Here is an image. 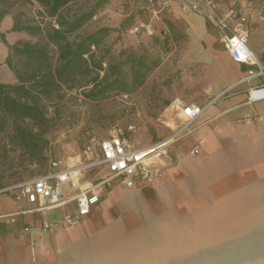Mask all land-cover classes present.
I'll return each mask as SVG.
<instances>
[{"label": "rangeland", "instance_id": "1", "mask_svg": "<svg viewBox=\"0 0 264 264\" xmlns=\"http://www.w3.org/2000/svg\"><path fill=\"white\" fill-rule=\"evenodd\" d=\"M96 1L85 0L70 6L68 14L86 11ZM105 1L107 5L101 16L81 33L86 34L106 25L120 28L124 31L123 39L119 38V33H114L106 42L107 47L116 45L115 56L125 44L124 41L135 40L139 53L144 50L159 55L161 65L150 76L145 87L133 95H114L95 103L85 100L81 95L82 90H76L55 99L49 111V116L56 121L55 131L50 136L49 161L73 157L91 143L115 135H125L136 147H148L177 135L170 150L173 162L169 169L175 163L173 151L176 149L178 154L187 152L192 144L190 135L198 125L193 124L188 133H180L185 122L181 111L176 108V98L191 95V77L203 71L205 64L208 65L206 77L218 85L228 83L234 73L243 75L241 65L229 62L215 30L198 14L180 16L181 27L190 32L191 41L170 40L166 44L164 37L169 33H163L167 32V27L161 22L165 12L156 17L153 9L157 8L152 7L148 0ZM238 1L243 4L242 12L249 17L254 29L250 34L249 46L263 58L264 39L256 29L264 30V0ZM39 11L37 5H17L13 9L14 15L23 23L41 21ZM10 23V18L3 23L4 31ZM136 28L138 32H134ZM22 37L12 34L8 39L6 36L1 38L7 44L1 45L0 64L8 55L7 49L15 44L13 40ZM188 50L187 58L185 54ZM0 83H16L14 73L5 64L0 65ZM219 105L212 106L198 121L210 116ZM263 106V103H257L248 110L258 112ZM261 121L260 116L243 119L246 125ZM197 145L200 146L198 156L187 155L180 161L186 160L189 165L196 162L201 155L203 141L194 146ZM213 165L209 162L204 172L212 170ZM47 170L41 165H33L21 172V177L25 181L34 179ZM164 175L165 172L159 180ZM104 176V172H97L91 179ZM181 182L183 186L179 196L173 198L178 204L180 217H172L171 213L175 212L164 208L169 202L168 196L167 202H162L158 201L153 190L142 191L140 196H136V205L132 206L135 200L131 199V204L129 200L136 193L135 190H120L118 198L112 200L117 190L111 189L86 221L78 227H69V243L33 252L23 264H105L110 262L107 257H110L113 249L126 253V258L131 259L132 264H238L242 260L264 255V169L260 163H252L250 169L215 180L213 185L186 178ZM66 210L59 209L53 215L61 216ZM70 210L73 211L74 207H69ZM249 214H260L261 217L242 225L243 216ZM59 232L47 233L55 235ZM174 234L184 241L171 243L170 238ZM122 248L134 250L130 253Z\"/></svg>", "mask_w": 264, "mask_h": 264}, {"label": "trees", "instance_id": "2", "mask_svg": "<svg viewBox=\"0 0 264 264\" xmlns=\"http://www.w3.org/2000/svg\"><path fill=\"white\" fill-rule=\"evenodd\" d=\"M83 1L0 0V22L11 16L12 32L27 36L9 47L6 60L17 83H0V188L25 181L21 172L33 165L48 168L42 175L50 171L48 151L56 121L49 111L55 99L76 90L95 103L133 95L161 65L159 55L139 53L135 40L124 41L115 56L116 45L107 47L106 42L114 33L123 39L120 28L105 26L82 34L107 5L97 0L86 11L68 14L70 6ZM17 5L39 6L41 21L23 23L13 13ZM169 29L166 44L186 37L173 25Z\"/></svg>", "mask_w": 264, "mask_h": 264}, {"label": "crops", "instance_id": "3", "mask_svg": "<svg viewBox=\"0 0 264 264\" xmlns=\"http://www.w3.org/2000/svg\"><path fill=\"white\" fill-rule=\"evenodd\" d=\"M233 7L243 11V4H241V2L239 3L238 0H220V10L222 13ZM180 13V7L177 4H173L170 11L163 14L161 22L163 26L165 25L167 27V32L163 33H169L168 36H170L169 25H173L175 26L177 32L186 36L182 39H188L191 41L190 32L181 27L180 20V16L188 17L190 15H180ZM200 16L201 17L197 15L196 17L205 20V22L215 30V35L219 37V41L221 43L220 30L211 26L203 15ZM9 18L12 19V23H10L4 31L3 23H6ZM13 25L14 22L11 16H6L0 22V48L2 43L5 42V40L1 41L2 37L6 36L8 39L9 35L18 34L24 36L20 40L27 38L25 34L12 32ZM106 26L113 27L112 25ZM252 26L253 25L250 22L251 32L254 30ZM256 31H258L264 39V30L256 29ZM20 40L13 41L16 43ZM7 50L9 55V48ZM189 52L190 50L186 52L185 57H189ZM225 52L227 53L229 62L236 64L233 62L229 52L227 50ZM7 57L5 60L1 61L0 65H6ZM205 66L206 67L203 71L194 73L193 77H191V95L187 97L179 96L176 98V108L181 106L196 105L207 108L205 111L206 113L212 106L221 105H219V107L215 109L210 116H207V118L199 122L198 120H200V118L205 114L204 113L194 123H198V125L193 128L190 135V137H192V144L185 154H178L176 149L173 151L172 154L175 158V163L171 168L165 171L164 178L150 185L138 183L135 188L131 189L136 191V193H134L129 200L131 204V199L134 198L135 203L132 206L136 205V196H140L142 191L150 192L153 190L158 201L167 202L168 196L169 202L165 204L164 208H168V210L175 212L171 213L172 217H180V210L178 209V204L175 203L174 199L175 196H179V190L183 186L181 180L183 181V179L186 178L192 180V182H209L210 185H213L215 180L223 177H229L233 173L239 171L250 169V165L255 162L260 163L264 169V106L258 112L252 109L248 110V108L257 103L264 104V101L254 104H250L248 101L249 88L251 86L262 85V81L254 82L252 85H239L233 90L234 93H232L231 96H225L217 100V98L225 90L233 87L245 77V71H243V67L241 66V72L243 75L240 76L237 73H234L228 83L218 85L206 77L208 65L205 64ZM256 116H260L262 118L260 123L246 125L243 122V119L247 117ZM199 141H203L199 159L196 162H191V165H189L190 163L186 162V160L182 159L180 161L181 158L187 157L188 151ZM209 162L215 165L212 166V170L204 172L206 168L205 166ZM91 176H93V174L84 176L83 180L93 182L99 180L97 178L92 180ZM112 189L117 190L112 197V200H116L121 192L120 190H123V188L115 185ZM68 193L69 189H67V194ZM107 193L108 192L106 191L103 194L100 203L93 208L92 213L88 217L83 219L82 223L94 213L97 207L107 196ZM71 206L73 205L61 208L68 209L61 216H57L55 214L53 215L54 211L43 214L32 213V206L26 201L17 203L12 195H0V264H23L27 257L33 255V252L39 251L40 249L46 250L57 246L61 247L63 244L69 243L68 226L61 225L59 230L60 232L58 234L51 235L42 231V224L46 220L60 222L65 214L74 212V210H70L69 212V207ZM9 215H16L15 223H7L6 220L2 218ZM26 228H30L31 232L25 233L24 230ZM11 260L13 262H11Z\"/></svg>", "mask_w": 264, "mask_h": 264}, {"label": "built area", "instance_id": "4", "mask_svg": "<svg viewBox=\"0 0 264 264\" xmlns=\"http://www.w3.org/2000/svg\"><path fill=\"white\" fill-rule=\"evenodd\" d=\"M157 17L170 11L177 4L185 15H203L207 22L220 30L221 43L229 52L234 63L246 68L245 77L233 87L225 90L218 98L225 97L237 86H251L248 90L250 104L264 101V58L257 56L249 46L251 34L249 17L238 8L222 13L220 0H148ZM136 28L134 32H138ZM207 108L196 105L181 106L184 124L180 133H188L190 127L205 113ZM177 135L158 141L148 147H136L123 135L95 141L80 154L67 159L54 160L50 171L40 177L0 188V195H12L17 203L26 201L32 206V213H48L73 205L74 212L67 213L60 222L44 221L42 231L55 233L61 225L78 227L100 203L103 194L115 185L130 190L138 183L147 185L159 180L172 164L170 150ZM200 153V146L189 150L190 157ZM105 173L98 181H84V176ZM67 189L69 193L67 194ZM16 215L2 217L7 223H15ZM25 233L31 229L26 228Z\"/></svg>", "mask_w": 264, "mask_h": 264}, {"label": "bare ground", "instance_id": "5", "mask_svg": "<svg viewBox=\"0 0 264 264\" xmlns=\"http://www.w3.org/2000/svg\"><path fill=\"white\" fill-rule=\"evenodd\" d=\"M255 217H261L260 214H258L257 216H254V215H246V216H243L244 218V223H241L242 225H248L249 223H251ZM148 229V228H146ZM216 231V230H215ZM146 232V230H145ZM149 232V231H148ZM142 235V234H141ZM182 237H177L175 234L170 238V242L171 243H177L179 241H181ZM147 240V239H146ZM150 241V240H149ZM184 241V240H183ZM181 241V242H183ZM123 250L125 249L127 252H130L133 251L134 249H130V248H122ZM128 255L124 252H121V251H116L113 249L112 250V253L110 254V257H107L109 259L110 262H107L105 264H132L129 260V258H126ZM135 256V255H134ZM142 257V256H141ZM112 258V260H111ZM140 258V257H139ZM108 261V260H107ZM139 264V263H138Z\"/></svg>", "mask_w": 264, "mask_h": 264}, {"label": "water", "instance_id": "6", "mask_svg": "<svg viewBox=\"0 0 264 264\" xmlns=\"http://www.w3.org/2000/svg\"><path fill=\"white\" fill-rule=\"evenodd\" d=\"M4 43L7 44L6 42ZM243 71H246L245 67H243ZM238 264H264V255L262 257H257V258L250 259V260H242Z\"/></svg>", "mask_w": 264, "mask_h": 264}]
</instances>
